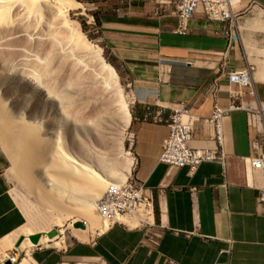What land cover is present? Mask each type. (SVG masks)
<instances>
[{
  "label": "crops",
  "instance_id": "obj_1",
  "mask_svg": "<svg viewBox=\"0 0 264 264\" xmlns=\"http://www.w3.org/2000/svg\"><path fill=\"white\" fill-rule=\"evenodd\" d=\"M85 1L99 8L92 30L143 84L132 108L131 177L153 204L145 217H126L85 237L74 232L77 240L61 247L36 245L23 257L26 264H264V171L245 163L259 137L248 115H264V0H241L238 41L227 36L228 23L201 13L187 34H178L171 0H114L103 8ZM244 69H251L252 87L230 81L231 71ZM216 102L227 110L237 106L223 119L225 159L202 163L195 173L161 162L167 119L180 106L199 118L192 146L218 148L210 121ZM39 202L56 222L60 213ZM27 223L0 144V264L17 254L21 231L35 234L23 229Z\"/></svg>",
  "mask_w": 264,
  "mask_h": 264
},
{
  "label": "bare ground",
  "instance_id": "obj_2",
  "mask_svg": "<svg viewBox=\"0 0 264 264\" xmlns=\"http://www.w3.org/2000/svg\"><path fill=\"white\" fill-rule=\"evenodd\" d=\"M80 3L77 0H0V141L15 163L18 179L44 204L61 210L65 217L61 219L58 214L55 222L60 227L72 213L89 218L96 204L102 212L100 196L106 188L110 191L105 196L123 192L135 162L125 156L121 164L109 163L110 160L98 154L93 142H89L91 139L71 134L59 126L60 119L48 111L45 112L48 116L44 115L42 110L43 101L55 95L61 98L64 108L61 105L60 110L65 109L67 118L76 123L90 120L94 121L91 124L100 126L105 122L99 115L98 100H108L114 119L118 117L123 124V131L131 124L132 115L121 98L116 69L102 57V49L87 41L68 17L69 11ZM11 72L22 77L13 83L20 84L24 79L35 91L29 113L16 112L14 100L2 96L3 84L13 81ZM26 88L18 94L24 96ZM90 91L95 102L86 104L85 94ZM125 151L121 141L119 153L124 155ZM85 225L75 228L78 237L100 228ZM106 227L104 222L101 228ZM48 240L51 239L41 236L40 243ZM59 243L55 241L56 245ZM30 244L33 242L28 237L20 248ZM21 261L27 263L26 259Z\"/></svg>",
  "mask_w": 264,
  "mask_h": 264
},
{
  "label": "rangeland",
  "instance_id": "obj_3",
  "mask_svg": "<svg viewBox=\"0 0 264 264\" xmlns=\"http://www.w3.org/2000/svg\"><path fill=\"white\" fill-rule=\"evenodd\" d=\"M77 1L79 3L81 2L80 5H77L78 7L75 6L76 8L73 7L74 9L72 8L69 11L68 17L73 22H75L76 26H78V28L80 29L82 34L85 36L87 41L91 42L92 44L97 45L98 47H100L102 49V57H104L105 61L110 63L111 65H113L114 68L116 69V72L118 74L119 86L121 88V98L124 100L125 103H127L128 108L130 109V112L132 115L133 105L140 99L141 89H142L143 84L140 82H134L133 79L127 75L126 70L123 67H121L116 62V59H114L113 56L110 54V50L106 46L105 41L98 38L97 34L92 30L93 27H95V23H97L95 21L99 20L95 16V14H97L99 12V8H97L95 5H87L85 0H77ZM240 7L241 6L239 4L238 9H237V18H240L242 16L241 15L242 12L241 11L239 12ZM13 73H15V72H13ZM11 74H12V72H11ZM16 75L17 76H14V75L13 76H14V78L17 77L18 79H14L12 76V78H13L12 82L6 81V83L3 84L4 86H2L1 90L4 89L5 91L3 90L2 96L6 95V97L12 98L14 100L13 102H15L16 112H21V111L25 112L26 111V113H29V111L31 110L33 103L35 101V97H36V95L34 93L35 91H34V89L30 88V86L26 82H24V79H22V82L20 84L16 85L15 83H13V82H15V80L18 82H19V80L21 81V78H22L21 75L20 74L18 75V73ZM70 77L71 76H69L68 79H70ZM24 88H26L25 95L20 96L18 94V92L24 90ZM90 94H91V91L86 92V94H85V95H87L85 97V99L87 100L86 104L91 103V102H95L94 94H91L93 96L89 97L91 99L88 98V96ZM60 99H61L60 97L54 95V97L50 98L49 100L47 99L48 101L44 100L43 101L44 103H42V105H41L42 110H44V115H47V113H45V112L48 111V114H51L52 116L54 115V117H56V119L58 121L60 119V121L58 122V123H60L59 124L60 127L70 130V133L72 132L71 134L78 133L79 136H81L83 139H87V138L89 140L91 139L90 141L88 139L87 140L89 142H93L94 148L96 147V151L99 152L98 154L103 155V157H105L108 162L110 160L109 163H111V161H112V163L116 162L117 164H121L122 161L124 160L125 156L133 158L132 145L130 144V140H129V137L133 134L132 126H131L132 120H131L130 126L125 131H123V124L121 123V120L118 117L115 116V119H117V120L114 119V114L112 113V105L110 104V102L108 100H106V101L100 100V99L98 100L97 107H98L99 112H100L99 115L101 117V120H103L102 122H105V123H103L100 126H97V125L91 124V123H94V121H90V120L87 121L86 120L87 123H86V121L83 123H81V122L76 123L77 121H74L72 118H70V117L67 118L68 115H66V112L64 111L65 109H63V111L60 110V109H62V108H60L61 105L63 107V104H62L63 102ZM59 104H60V106H59ZM101 113H104V114H101ZM92 115L93 114L89 115L90 116L89 119L92 117ZM103 115H104V117H103ZM102 117H103V119H102ZM106 117H108L109 120H111V121H109L108 118H106ZM105 118H106V120H105ZM110 118H112V119H110ZM93 119H95V118H93ZM100 123H101V121H100ZM106 123H108V124L106 125ZM93 126H95V127L97 126L98 127L97 129L100 128L101 131L97 130V129L94 130ZM101 126H103V127L101 128ZM89 137H92V138H89ZM101 137H103L102 140L100 139ZM102 141L104 142V145H103ZM121 141H122V143L125 147V150H126L124 155H121L119 153V146H120ZM0 144L2 146V151H3L4 157H5V171L12 181V188H13L14 194H15L16 198L18 199V201L20 202V204L22 205V207L24 208L26 215H27V218H28V223L23 229L26 231L27 230L32 231L35 234H40L42 236H46L51 240H53L55 238L54 241L49 240V241L40 243V245H49V244L54 245V242L58 240L61 243H59V245H55V246L61 247L62 245H64L63 241L67 242L69 240H77L74 236V228H75V226L81 225L82 223L91 224V226L93 224L94 225L93 227H96V226L101 227L103 225V223L105 221L99 215V213H100L99 208H97V204H96V206L92 212V216H90L89 218L88 217L86 218L85 216H80L78 214L76 215L75 213H72V214L68 215V220L65 223V225H63L61 227L57 226L55 224V217L52 216L51 213H49L48 211H46L44 209V207L39 202L40 199L34 193H32L23 184L22 181H20L18 179L17 174H16L15 163L10 158L9 154L5 150L1 141H0ZM109 191L110 190L107 191V188H106V190H104L105 193H103L102 196H100V197L102 198L107 193H109ZM46 206H48V205H46ZM55 211H58L60 213L61 219H63L65 217L63 214H61L60 209H55ZM75 220H78V222L75 223ZM111 223L112 222H106V225L110 226ZM53 231H57V234L55 237L51 238L50 234ZM21 232L18 234V237H17V238H20L19 239V246L25 240V238H27V235L24 233H21ZM35 247L36 246L33 243V245L30 244L26 247L24 246V247L18 248L16 255H20V258L22 260L23 257L24 258L26 257L25 255H27V254L30 255L31 250L34 249Z\"/></svg>",
  "mask_w": 264,
  "mask_h": 264
},
{
  "label": "built area",
  "instance_id": "obj_4",
  "mask_svg": "<svg viewBox=\"0 0 264 264\" xmlns=\"http://www.w3.org/2000/svg\"><path fill=\"white\" fill-rule=\"evenodd\" d=\"M171 1L176 6L179 18V25L176 29L178 34H187L191 19L196 14L201 13L210 20L228 23L226 34L230 38V41L239 40L240 33L238 31L237 9L241 0ZM229 78L232 83H236L240 87L253 86L251 69L231 71ZM236 107L233 105L231 109ZM230 110L221 107L217 102L215 103L210 121L215 128V138L218 143V148L198 149L191 144L195 124L199 119L198 116L187 106H180L174 109L167 119V125L170 131L164 141L160 161L167 164L170 169L187 167L190 173H195L202 163L223 161L226 157L224 150L223 119ZM248 122L250 126L256 128L259 137L253 143L255 154L245 158V163L248 169L264 171V115L259 112H250ZM129 140L130 144L133 145L135 142L134 133L129 137ZM259 200L264 202V190ZM99 204H102V212L99 215L105 222H118L126 217L147 216L153 200L147 195L145 187L134 181L130 176L125 181V190L123 192L104 196L101 198V203ZM6 261H10L11 264H19L21 258L20 255H14L13 253L8 256Z\"/></svg>",
  "mask_w": 264,
  "mask_h": 264
},
{
  "label": "water",
  "instance_id": "obj_5",
  "mask_svg": "<svg viewBox=\"0 0 264 264\" xmlns=\"http://www.w3.org/2000/svg\"><path fill=\"white\" fill-rule=\"evenodd\" d=\"M57 234V231H53L51 234H50V237L53 238L55 237ZM41 236L40 234H34L32 236H30V239L31 241L36 244V245H39L40 244V239H41ZM23 240V239H22ZM21 240V241H22ZM7 264H11L10 261L7 262Z\"/></svg>",
  "mask_w": 264,
  "mask_h": 264
},
{
  "label": "trees",
  "instance_id": "obj_6",
  "mask_svg": "<svg viewBox=\"0 0 264 264\" xmlns=\"http://www.w3.org/2000/svg\"><path fill=\"white\" fill-rule=\"evenodd\" d=\"M90 1H93V2H96L100 8H103V6L106 4V5H113L114 3V0H90ZM116 5V4H115ZM96 17H97V14H96ZM155 208H156V212H157V203H155Z\"/></svg>",
  "mask_w": 264,
  "mask_h": 264
}]
</instances>
